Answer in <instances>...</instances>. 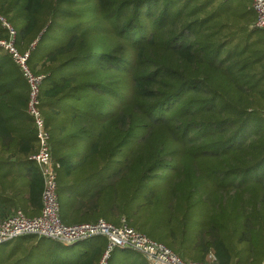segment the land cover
<instances>
[{
  "label": "trees",
  "instance_id": "trees-1",
  "mask_svg": "<svg viewBox=\"0 0 264 264\" xmlns=\"http://www.w3.org/2000/svg\"><path fill=\"white\" fill-rule=\"evenodd\" d=\"M255 19L251 0H0V41L11 37L6 22L15 48L30 50V70L44 76L50 146L81 141L100 164L79 215L66 212L56 177L63 223L124 218L184 260L213 253L215 264H240L243 251L262 264L264 36ZM28 96L0 45V182L17 179V194L40 213ZM10 144L16 172L2 168ZM51 157L57 176L62 160ZM54 242L28 234L1 243L0 264H98L107 245L100 235L79 241L87 251L73 261ZM117 249L135 251L115 247L107 264H148Z\"/></svg>",
  "mask_w": 264,
  "mask_h": 264
},
{
  "label": "built area",
  "instance_id": "built-area-1",
  "mask_svg": "<svg viewBox=\"0 0 264 264\" xmlns=\"http://www.w3.org/2000/svg\"><path fill=\"white\" fill-rule=\"evenodd\" d=\"M251 6L255 12L254 25L262 30L264 36V0H251ZM3 24L10 31L9 41H0L12 56L13 61L20 70L29 85L27 112L33 120L36 137L39 141L38 151L31 156L40 167L43 178V190L41 194V209L36 216L29 217L20 209L0 220V244L23 235H36L46 237L71 246L88 237L100 235L106 238V249L98 264H107L109 252L115 248H130L142 254L148 264H215L216 257L213 253L207 256L205 261H187L182 259L164 243L153 240L145 234L128 226L122 218L120 224L99 219L96 222H83L65 224L59 215V201L57 196L56 167L51 157L49 144L50 133L45 126L44 117L39 109V93L44 76L34 74L28 65L30 50L19 52L14 46L15 32L6 22ZM264 264V263H262Z\"/></svg>",
  "mask_w": 264,
  "mask_h": 264
},
{
  "label": "crops",
  "instance_id": "crops-1",
  "mask_svg": "<svg viewBox=\"0 0 264 264\" xmlns=\"http://www.w3.org/2000/svg\"><path fill=\"white\" fill-rule=\"evenodd\" d=\"M53 124L54 122H52ZM58 124L60 123L58 122ZM27 137H29L28 129ZM88 145L81 141H73L70 143L56 142V144H51L50 146L51 156L57 160H62V165L57 172L61 189L60 198L63 200L66 212L72 215L81 213L78 199L92 193L94 186L98 182L93 173L100 167L99 161L85 157L87 154L82 153ZM7 149L9 151L1 156V158L4 157L5 161L2 163L3 171L11 168L13 172H16L18 162L14 158L15 156L13 157L9 154V152L14 151V145L10 144ZM18 149L19 147L16 148V150ZM20 164L22 163L20 162ZM10 180L12 182H9ZM18 190L17 179H13L12 176L6 177L4 182H0V220L11 215L16 209H21L28 216H35L39 213L36 206L37 202H28L27 194H17Z\"/></svg>",
  "mask_w": 264,
  "mask_h": 264
},
{
  "label": "rangeland",
  "instance_id": "rangeland-1",
  "mask_svg": "<svg viewBox=\"0 0 264 264\" xmlns=\"http://www.w3.org/2000/svg\"><path fill=\"white\" fill-rule=\"evenodd\" d=\"M230 1H236V0H230ZM47 34H50L49 29L47 31ZM41 48L39 47L38 50H40ZM53 122L57 125V118L53 120ZM60 126V124L58 125V127ZM13 241H10L9 243L6 244H10ZM54 244L56 245L57 250L59 251L60 254H65L67 255L66 258L71 259L73 261L77 260L79 258V256L81 255V253L87 251V245H85L84 243H77L75 245H71V246H67L65 247V245H63L62 243H56L54 242ZM255 244V243H254ZM263 255H262V259L264 263V249L262 250ZM114 254H116L119 257H123L124 255L128 256L129 258H133L136 259L137 261H144L145 258L137 251H120L119 249L114 251ZM196 254L191 253L189 254V256H183V258L185 259H196ZM144 258V259H143ZM239 262L240 264H248L247 263V258L245 253H243V251H240L239 253ZM252 264V263H249Z\"/></svg>",
  "mask_w": 264,
  "mask_h": 264
},
{
  "label": "water",
  "instance_id": "water-1",
  "mask_svg": "<svg viewBox=\"0 0 264 264\" xmlns=\"http://www.w3.org/2000/svg\"><path fill=\"white\" fill-rule=\"evenodd\" d=\"M76 244V243H75ZM75 244H73V245H75Z\"/></svg>",
  "mask_w": 264,
  "mask_h": 264
}]
</instances>
